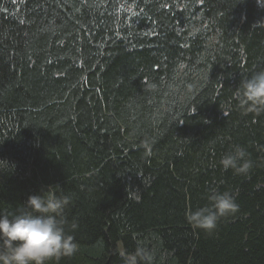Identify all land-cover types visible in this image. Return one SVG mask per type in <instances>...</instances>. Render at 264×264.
Returning <instances> with one entry per match:
<instances>
[{
    "label": "trees",
    "instance_id": "1",
    "mask_svg": "<svg viewBox=\"0 0 264 264\" xmlns=\"http://www.w3.org/2000/svg\"><path fill=\"white\" fill-rule=\"evenodd\" d=\"M260 20L257 0H0V214L70 196L78 251L51 264H123L119 244L264 264V111L233 99L264 69ZM235 145L247 175L220 164ZM211 190L238 210L194 228Z\"/></svg>",
    "mask_w": 264,
    "mask_h": 264
},
{
    "label": "clouds",
    "instance_id": "2",
    "mask_svg": "<svg viewBox=\"0 0 264 264\" xmlns=\"http://www.w3.org/2000/svg\"><path fill=\"white\" fill-rule=\"evenodd\" d=\"M257 4L264 6V0H257ZM257 23L264 24V20ZM233 99L244 114L264 111V69L242 79L233 92ZM147 154H151L150 149ZM246 155V149L235 145L221 157L220 164L224 170L231 168L238 175H247L253 163L245 159ZM140 196L139 191L134 193L135 199L139 200ZM70 201V196L57 195L47 186L29 195L18 213L0 214V264H51L62 257L74 256L78 242L65 227V211ZM208 201L202 207L187 211L186 218L194 228L211 231L220 218L238 210L235 197L229 191L211 190ZM119 251L123 264H152L153 253L143 246H137L134 252L122 247Z\"/></svg>",
    "mask_w": 264,
    "mask_h": 264
},
{
    "label": "rangeland",
    "instance_id": "3",
    "mask_svg": "<svg viewBox=\"0 0 264 264\" xmlns=\"http://www.w3.org/2000/svg\"><path fill=\"white\" fill-rule=\"evenodd\" d=\"M120 248L122 247V244H119Z\"/></svg>",
    "mask_w": 264,
    "mask_h": 264
}]
</instances>
